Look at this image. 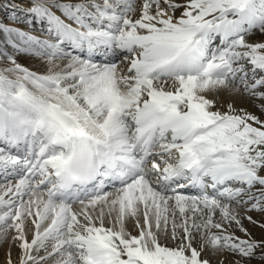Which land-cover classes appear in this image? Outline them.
<instances>
[{
    "label": "snow or ice",
    "instance_id": "obj_1",
    "mask_svg": "<svg viewBox=\"0 0 264 264\" xmlns=\"http://www.w3.org/2000/svg\"><path fill=\"white\" fill-rule=\"evenodd\" d=\"M25 2L40 36L0 25L4 264H264V120L235 106L264 114V0Z\"/></svg>",
    "mask_w": 264,
    "mask_h": 264
},
{
    "label": "rangeland",
    "instance_id": "obj_2",
    "mask_svg": "<svg viewBox=\"0 0 264 264\" xmlns=\"http://www.w3.org/2000/svg\"><path fill=\"white\" fill-rule=\"evenodd\" d=\"M60 3H68V2H79V0H58ZM177 2H183V0H177ZM28 7V4L25 2V0H0V25L7 26L11 28H16L23 30L25 32H30L33 35L40 36L41 35V26L39 27H29V25L26 23V19H29L28 13L26 11ZM21 9V10H20ZM23 11V12H21ZM54 11H56L54 9ZM17 13V14H16ZM57 15H60L59 11H56ZM179 12L176 13L177 16H179ZM22 15V16H21ZM19 25L18 28L16 25ZM8 35L4 32L0 31V50H6L9 53H12V49L5 46V41L8 39ZM13 40L16 38L13 36ZM248 42L255 43V42H264V39H261L260 34L257 32L253 36L246 37ZM17 62L22 64L25 67H28L32 71H37L40 73H43L44 69L41 65V62L37 59H34L32 57H28L25 55H16ZM67 63V61H64ZM38 65L41 66V68L38 67ZM10 66L8 64V61L4 58H0V67H6ZM34 70H33V69ZM37 68V69H36ZM259 103V102H258ZM236 108L237 109H247V111L251 114L257 115L261 120H264V114H261L256 107H254L251 103L247 102L246 100H237L236 102ZM225 109H221V111H224ZM257 126V125H253ZM185 194V193H184ZM254 220H259L261 217L256 213H251ZM245 227L249 228L250 231H252L254 238L260 239L261 238V230L259 228H253L247 221L244 222ZM237 236H242L241 233L236 232ZM6 244V243H5ZM5 244L3 248H5ZM172 246V245H169ZM3 249H0V264L4 262V255H3ZM11 252L14 253L13 249H11ZM17 264V263H16ZM254 264H260L259 261L254 262Z\"/></svg>",
    "mask_w": 264,
    "mask_h": 264
},
{
    "label": "bare ground",
    "instance_id": "obj_3",
    "mask_svg": "<svg viewBox=\"0 0 264 264\" xmlns=\"http://www.w3.org/2000/svg\"><path fill=\"white\" fill-rule=\"evenodd\" d=\"M21 10V9H20ZM21 12H23V11H21ZM17 14V13H16ZM22 16V15H21ZM26 20H28V18H25ZM14 25H16V24H14ZM17 26V28H18V26L19 25H16ZM39 27L35 22H33V24L31 25V27ZM63 63H65V62H62V64ZM38 67L39 68H41V66L40 65H38ZM33 69V68H32ZM37 69V68H36ZM34 70V69H33ZM129 229L131 230V225L129 224ZM133 235H136L137 233L135 232V231H133V233H132ZM11 235V234H10ZM29 239H31V233H29ZM8 248V244L6 243L5 244V248L4 249H7ZM13 249V251H14V253H12L11 252V258H12V261H13V264H16L17 263V260H18V256H19V249L18 248H16V247H13L12 248ZM3 253V255H4V251L2 252ZM4 257V256H3ZM2 264H4V262L2 263Z\"/></svg>",
    "mask_w": 264,
    "mask_h": 264
}]
</instances>
